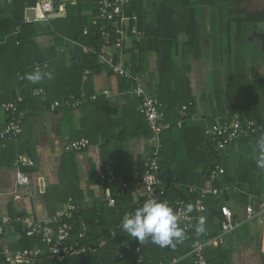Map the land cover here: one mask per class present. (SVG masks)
<instances>
[{"label": "trees", "instance_id": "1", "mask_svg": "<svg viewBox=\"0 0 264 264\" xmlns=\"http://www.w3.org/2000/svg\"><path fill=\"white\" fill-rule=\"evenodd\" d=\"M39 1L12 0V2H8V0H0V107L3 103L13 102L18 96H22L24 102L20 104L19 112L23 114V128H25L27 114L38 117L44 109H48L52 113L65 111L70 115L74 110L95 103L99 108H106L108 110L106 111L107 114L111 113L113 109H108L110 105L106 98L100 97L98 99L97 97L96 100H90L92 95L96 94L89 90L92 87L93 78L99 75L113 76L100 57L106 40L103 35L104 31L101 30L100 26L94 25V21L99 14L96 2L94 0H78L76 4H73L71 1L55 0L58 5H65L67 9L65 18L26 22L25 11L28 8L36 7ZM146 3L147 0H132L129 7H127V17L130 18V22L124 28L123 51L124 54L126 52L131 55L128 64L133 73L138 76L141 73L140 67L143 58L148 54L157 56L160 85L156 87L155 91L152 89L149 93L158 96L163 102L167 111V121L173 125L172 129H175L181 118L180 111L183 106L196 100L190 94V81L183 74L185 69L188 71L190 68V55L194 54L196 58L201 57L202 30L196 9L192 6V0H155L149 5ZM236 22V39L241 46H247L250 45L247 37L252 30L257 28L259 24L264 23V13L246 16ZM43 23L44 36L53 41V44L48 48H42L38 44V38H40L38 27ZM105 26L106 30L110 32L111 27ZM133 28H136V32H133ZM85 29H88V34H85ZM117 39L118 36L113 34L111 44H115ZM70 45L73 48H70ZM59 47L64 48L63 53L58 52ZM241 50L239 56L243 59L246 57L245 49L242 47ZM116 59H119V56ZM181 65L183 68H181ZM37 71L50 73V78L45 76L36 83L26 79L27 75ZM179 73H182V76ZM60 79L63 80L62 85L57 84ZM85 79H87V82H85ZM120 79L123 90H126L128 95L133 98L129 104H133L136 110L140 99L131 94L133 81ZM232 82L229 79L227 86ZM215 87L216 93H218L217 97H219L223 88L221 81H215ZM35 91L40 92V94L36 95ZM181 91L185 92L182 94ZM82 97L86 100V103L74 109L73 103L77 99H82ZM218 100L220 101L221 98H218ZM227 100L230 103L232 98L228 95ZM55 103H59V105L55 106ZM249 105L250 103L235 108V114L240 120L258 118ZM137 114L139 113L137 112ZM4 116V113L0 110V117L4 121L3 127L6 125ZM143 119L147 125L144 132L149 135L151 131L144 117ZM172 129L162 135L163 149L161 152L160 176L167 185V195L157 200L167 202L178 216L190 206L195 197L189 194L188 188L202 185V180L211 168L216 166L224 168L225 174L222 176V180L223 183H228L231 176L228 174L229 170L224 159L229 153L230 146L239 144L240 147L246 146L245 151H249L251 146H256L257 141L253 138L241 139L226 149L220 150L212 139L205 136V129L201 123H194L192 120L185 121L182 131H186L184 133L186 159L195 165L194 169H203V175L199 176L200 181L197 183L194 182L195 170H191L185 179L180 175L173 178L169 174L171 170H169V163H167L166 158L169 155L166 141L168 133L173 132ZM23 134L24 132L14 139H0V169L16 168L27 174L35 171L37 163L32 155V150L25 154V149L23 150V145L20 143ZM88 136L92 145L94 141L91 140H94V136ZM72 141L75 140L69 142ZM239 150L242 152L241 149ZM67 153L74 154L77 152ZM172 153L170 152V155ZM175 155H178L176 150ZM25 156L32 159L35 167L23 165L21 158ZM145 162L144 172L146 169ZM171 163L173 162L171 161ZM117 164L119 165V163ZM121 174L126 181L135 183L126 177L123 169ZM104 188L109 190L111 197L116 199L117 203L114 207L106 206L105 199L107 196L102 201L94 199L91 206L84 205V207L77 203H82L84 199L82 193L71 198L73 201L76 200L75 207L77 209L73 219L68 221L73 228L71 243L78 242L79 247L76 249L75 254L63 261L50 256L47 245L43 244L40 239L27 236L24 226L18 222L19 219L26 218L25 213L20 217L10 210L9 217L12 225L16 228V234L11 236H18V240L12 249L5 247L6 241L0 246V264H15L8 262L6 251L15 255L19 251L31 250L36 246L43 252L40 258L17 264H122L124 262L139 264L137 262L138 256H134L127 251V246L134 250L137 248L141 250L144 257V262L141 264H159L161 261L181 259L190 252L191 244L189 242L179 243L175 248H160L153 244L150 238L142 243L134 240L133 237L123 231L121 221L125 214L133 213L137 209L135 204L138 197L133 201V190L121 195L119 183L107 185ZM224 196L222 197L228 200L229 194L227 193ZM237 198L246 204V195L240 194L237 195ZM66 199L61 206L49 208L50 212L55 214V217L59 212L67 210L69 197L67 196ZM210 199L213 200L215 197ZM177 201H180L179 206H176ZM207 206V225L204 230L206 239L220 235L221 209L223 208H216L213 203L210 205L208 201ZM52 226L56 227L55 224H52ZM80 234L83 235L82 238L79 237ZM120 251L126 253L123 259L117 256ZM230 258L231 251L225 248H213L207 252L208 264H229ZM183 264H191V260L185 258Z\"/></svg>", "mask_w": 264, "mask_h": 264}, {"label": "crops", "instance_id": "2", "mask_svg": "<svg viewBox=\"0 0 264 264\" xmlns=\"http://www.w3.org/2000/svg\"><path fill=\"white\" fill-rule=\"evenodd\" d=\"M154 1L147 0L146 4L149 5ZM192 6L196 9L202 30L201 57L196 58L194 54L190 55V68L188 71L185 69L183 74L190 81V94L196 99L193 102L197 107L198 119L192 122L201 123L206 129L226 118H239L235 114V108L250 103L252 112L256 113L259 118L256 119L264 123V66L263 62L257 58L262 51V43L261 51H258V48L253 49L249 45L241 46L236 39V21L246 16L263 14L264 1L192 0ZM64 12L65 18L67 14L65 5ZM24 16L26 18V11ZM30 17L37 19L43 16L36 10ZM259 27L264 28V23L254 29L264 33V29L259 30ZM38 28L40 30L38 44L42 48L50 47L53 44L52 39L44 42V39H47L44 36V23ZM256 40L258 39L254 41ZM254 41L248 40L250 45ZM242 47L245 49L246 56L243 59L239 56ZM70 48L73 46L70 45ZM63 51L64 48H58L59 53ZM252 55L257 62L247 57ZM261 56L264 58L263 51ZM124 60L127 62L131 60V55L125 52ZM142 61L140 78L149 92L152 89L155 91L160 85L157 56L148 54ZM244 63L249 68L247 77H250L252 82L255 81L258 88L251 87L250 91L243 90L244 83L248 79L243 73L239 74L238 70ZM179 74L182 76V73ZM120 78L122 77L95 76L92 87L89 89L98 95V99L106 98L110 105L108 109H113L111 113L107 114L106 108H99L92 103V105L72 111L70 115L65 111L52 113L48 109H44L38 117L27 114L20 143L23 145V150L25 149V154L32 150L37 165L34 172L28 173L32 181L27 186L17 185L18 171L16 168L0 169V210L4 215L9 216L11 210L16 216L22 217L21 215L25 213L28 219L43 220L53 224L55 214H52L49 208L61 206L67 200V196L69 197L67 203H69L73 196L76 197L82 193L84 196L82 203L77 202L82 207L91 206L94 199L102 201L111 194L100 184V174L110 169L111 161L119 163L117 164L119 168L122 167L126 177L132 182H137L142 177L145 159L151 151L152 135L151 133L145 134L147 125L143 117L137 114L134 105L129 104L133 98L126 90H123ZM229 79L233 82L227 86ZM215 81H221L223 87L219 97L215 90ZM57 84L62 85L63 80L60 79ZM103 91H108L110 95L103 96ZM181 92L183 94L185 91ZM228 95L232 98L230 103L227 100ZM218 98L221 100L219 101ZM3 124L4 121L0 117V128ZM182 126H177L172 129L171 134L167 135L166 144L169 155L166 158L169 170H171L169 174L173 178L180 175L185 179L191 170H195L194 182L198 183L199 176L203 175V169H194L195 165L186 159L184 149L186 131H182ZM88 135L94 136V140H91L94 142L88 149L74 154H68L65 151L67 141L82 138L90 140ZM233 148L236 152H241L239 149L244 151L247 147L235 144ZM251 148L247 150L248 153H255L254 150L257 152L255 145ZM175 150L178 155H175ZM170 152L173 153L170 155ZM257 159L255 158L252 163L259 168ZM204 179H201V183ZM257 182L249 181L247 177L233 178L231 176L228 183H223L222 180V186L232 188L228 192V200L215 197L213 200L209 198L208 202L210 205L213 203L216 208L228 205L235 214L242 215L250 196L264 198V182L260 181L261 184ZM139 192L142 193V191L132 193L133 201L138 197ZM240 194L247 196L246 204L237 198ZM17 237L8 236L5 247L12 249L16 245ZM227 242L230 248L224 246ZM219 247L231 251L229 264H264L263 221L240 227L232 236L225 237V243Z\"/></svg>", "mask_w": 264, "mask_h": 264}, {"label": "built area", "instance_id": "3", "mask_svg": "<svg viewBox=\"0 0 264 264\" xmlns=\"http://www.w3.org/2000/svg\"><path fill=\"white\" fill-rule=\"evenodd\" d=\"M66 2L76 4L78 0H63ZM98 6V16L94 21L95 26H100L104 31L103 35L106 44L101 50V61L108 66L109 70L115 77H122L124 79L132 80L133 87L131 94L136 95L140 99V103L136 111L145 118L148 127L151 131V154L145 159V172L143 176L135 183L126 181L121 174V169L115 161H111V167L107 171L100 174V181L102 186L113 185L119 183L120 194L125 195L128 192H138V199L136 201V208H139L143 203L150 199H158L167 195L165 183L160 176V162L161 152L163 149L162 135L164 132L172 129L173 125L167 121V111L163 102L156 95L149 93L143 80L138 75L131 74V67L124 61L123 42L125 40V30L130 18L127 17V7L132 0H94ZM12 2V0H8ZM38 10L42 14V18H37L34 21L44 20L49 21L50 16L55 14H65L64 5H58L55 0H40L36 7L30 8ZM26 22H31L27 17ZM32 21V22H34ZM111 27V31L106 30V26ZM136 32V28H133ZM85 34H88V29H85ZM117 35L118 39L115 44H111L112 35ZM119 56V59H116ZM36 95L40 92L35 91ZM108 91H103V96H109ZM84 97V96H83ZM77 99L73 103V108L76 109L86 103V100ZM98 95H92L90 100H96ZM88 101V100H87ZM24 102L22 96H18L13 102H5L1 105L0 110L4 113L6 125L0 128V139H14L18 138L24 132L23 114L19 112L20 104ZM59 103H55L58 106ZM19 112V114H17ZM180 120L176 126L181 127L187 120L196 121L198 119V112L196 105L191 102L189 105L183 106L180 111ZM264 133V123L256 119L240 120L239 118H226L216 124L205 129V136L212 139L218 149L223 150L241 139H256L259 140L261 134ZM91 146L89 140L83 138L72 142L67 141L65 151L67 152H83ZM24 166L35 167L31 158L25 156L21 158ZM17 185L27 186L31 184V176L23 173L17 169ZM225 174V169L221 166L211 168L206 174L204 182L200 186H191L188 188L189 194L194 195L189 207L183 213L178 215V225L183 231L182 243L189 242L191 244L190 252L181 259H174L172 261H161L159 264H183L185 258L191 260V264H208L207 252L209 249L217 248L225 243V237L232 236L240 227L246 224L256 223V221H263L264 223V198L250 196L248 205L243 209V214H235L231 208L226 205L222 210V220L220 221L221 233L215 237L204 236V231L197 230V226L203 221V227L207 225L209 198H220L230 192L231 187L222 186V176ZM116 199L108 195L105 199L106 206L114 207ZM180 205V201L176 202V206ZM75 201L70 199L67 210L59 212L54 220L56 227L51 223H46L43 220H34L32 218L19 219L30 238H38L47 245L48 253L54 258H59L61 261L75 254L79 247L78 242L71 243L73 237V228L68 221L73 219L76 211ZM16 234V228L12 225L9 216L0 212V246L6 241L7 235ZM83 237L82 234L79 236ZM127 251L134 256H138L137 262L139 264L144 262V257L139 248L131 249L126 247ZM8 254V262L24 263L31 259H38L42 255V250L36 246L31 250L19 251L15 255ZM126 253L120 251L117 256L123 259Z\"/></svg>", "mask_w": 264, "mask_h": 264}, {"label": "clouds", "instance_id": "4", "mask_svg": "<svg viewBox=\"0 0 264 264\" xmlns=\"http://www.w3.org/2000/svg\"><path fill=\"white\" fill-rule=\"evenodd\" d=\"M45 76L50 78V73L39 71L29 74L26 79L36 83ZM258 152L257 166L264 169V133L256 142ZM121 227L124 232L133 237L139 243L150 238L151 242L160 248L172 247L183 241V231L178 225V216L167 202L150 199L134 210L133 213L122 217ZM197 230L204 231L203 221L197 226Z\"/></svg>", "mask_w": 264, "mask_h": 264}, {"label": "rangeland", "instance_id": "5", "mask_svg": "<svg viewBox=\"0 0 264 264\" xmlns=\"http://www.w3.org/2000/svg\"><path fill=\"white\" fill-rule=\"evenodd\" d=\"M261 28L264 29L263 27ZM261 28L259 27L258 29L261 30ZM49 40L50 38L47 37V39H44V42H47ZM249 46L253 49L258 48V51H261V42L259 40L254 41ZM261 55H262V51L258 54L257 58L258 60H261V62H263V66H264V58ZM253 56L254 55L247 57H250L253 61L257 62L256 58ZM125 63L129 65L127 61H125ZM240 68L241 69L238 70L239 74L243 73L247 77V75L249 74L248 65L245 63L241 64ZM247 79L248 80L244 83L245 86L243 88L244 91H250L251 87L258 88V85L255 81L252 82V79L250 77H247ZM234 150L235 149L233 148V146H230L229 153L224 159V162L227 164L230 176H232L233 178L247 177L249 181L252 182L258 181L257 184L263 183L264 182L263 169L255 167L252 163L255 158H258L257 152L255 150H254L255 153H248V151L245 150L242 152H236V150L235 151ZM260 181L262 182L259 183ZM224 246L226 248H230L228 242ZM122 264H130V263L124 262Z\"/></svg>", "mask_w": 264, "mask_h": 264}, {"label": "water", "instance_id": "6", "mask_svg": "<svg viewBox=\"0 0 264 264\" xmlns=\"http://www.w3.org/2000/svg\"><path fill=\"white\" fill-rule=\"evenodd\" d=\"M33 11H35V10L29 9V10L27 11V17L31 20V22L34 21V20L36 19V18L32 19V18L29 16L30 13H32ZM59 18H64V15H63V14H55V15L50 16L49 19L54 20V19H59ZM255 39H258V40L261 41V43H262V51L264 52V33H263V32H259V31H257V30H254V31L251 33V35H250V37H249L248 40H249V41H254Z\"/></svg>", "mask_w": 264, "mask_h": 264}, {"label": "bare ground", "instance_id": "7", "mask_svg": "<svg viewBox=\"0 0 264 264\" xmlns=\"http://www.w3.org/2000/svg\"><path fill=\"white\" fill-rule=\"evenodd\" d=\"M33 14V12L32 13H30V16ZM131 71V74L134 76L135 74L133 73V70H130ZM152 142V141H151ZM149 154H151V151H150V153Z\"/></svg>", "mask_w": 264, "mask_h": 264}]
</instances>
